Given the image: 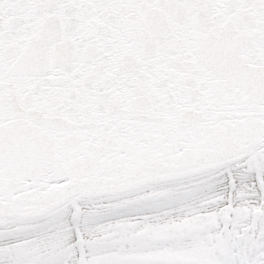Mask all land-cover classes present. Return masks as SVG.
I'll list each match as a JSON object with an SVG mask.
<instances>
[{
	"label": "snow or ice",
	"instance_id": "snow-or-ice-1",
	"mask_svg": "<svg viewBox=\"0 0 264 264\" xmlns=\"http://www.w3.org/2000/svg\"><path fill=\"white\" fill-rule=\"evenodd\" d=\"M0 264H264V0H0Z\"/></svg>",
	"mask_w": 264,
	"mask_h": 264
}]
</instances>
